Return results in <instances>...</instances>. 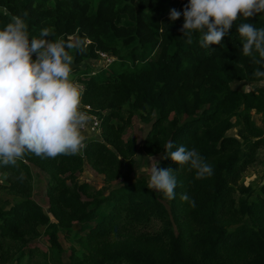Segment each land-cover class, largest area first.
I'll return each mask as SVG.
<instances>
[{"label":"trees","instance_id":"trees-1","mask_svg":"<svg viewBox=\"0 0 264 264\" xmlns=\"http://www.w3.org/2000/svg\"><path fill=\"white\" fill-rule=\"evenodd\" d=\"M187 2L0 0V29L20 16L30 37L40 38L45 28L66 43L77 36L78 47L69 49L73 81L84 88L81 104L100 121L99 138L87 137L75 155L28 152L15 166L0 167V264H29L37 251L30 243L42 234L56 252L62 251L61 234L69 243L68 262L54 264H264V168L258 184L242 182L264 146V129L253 120V112L264 113V86H234L264 82L253 76L259 66L242 54L236 31L243 22L264 27V13L241 17L220 44L202 48L199 33L185 42L183 16L169 20V10ZM99 53L112 61L99 68L86 64L101 60ZM134 115L149 124L141 150L162 155L159 168L174 171L172 200L142 178L130 181L137 143L122 136ZM233 127L237 136L227 134ZM169 141L173 151L195 149L213 174L197 179L189 165L164 158ZM85 162L108 187L119 178L121 184L96 189L80 182ZM32 166L49 175L53 219L33 198ZM152 217L159 230L132 224L148 225Z\"/></svg>","mask_w":264,"mask_h":264},{"label":"clouds","instance_id":"clouds-1","mask_svg":"<svg viewBox=\"0 0 264 264\" xmlns=\"http://www.w3.org/2000/svg\"><path fill=\"white\" fill-rule=\"evenodd\" d=\"M264 13V0H188L182 10H169V20L183 16L180 29L187 44L194 33L201 34L202 48L220 44L241 17ZM26 15V14H25ZM242 38V54L258 65L253 76L264 81V27L243 22L236 27ZM53 32L42 29L40 38L30 37L27 24L12 16L0 29V167L15 166L25 153L41 158L75 155L85 147L83 129L90 117L81 110L82 85L71 79L74 43L52 39ZM254 53H258L257 58ZM33 55L35 59H33ZM165 145L166 155L177 165H189L196 178L213 174L195 149L183 145L174 151ZM171 168H151L147 188L175 198L176 177ZM181 200L195 207L187 194Z\"/></svg>","mask_w":264,"mask_h":264},{"label":"rangeland","instance_id":"rangeland-1","mask_svg":"<svg viewBox=\"0 0 264 264\" xmlns=\"http://www.w3.org/2000/svg\"><path fill=\"white\" fill-rule=\"evenodd\" d=\"M70 43L77 44V36L71 35ZM86 63V61H85ZM105 60H95V61H87L86 64H91L95 66V68H99L101 65H104ZM83 66V64L81 65ZM74 74L71 72V79L73 80ZM78 83V82H76ZM79 84V83H78ZM256 84H262L264 86V82L262 83H246V82H239L234 84L235 88L238 90H248L256 86ZM81 85V84H80ZM90 111V110H89ZM90 113V112H89ZM253 120L257 126H260L264 129V113H254L253 112ZM149 129L148 123H143L138 115H134L130 118V123L123 134V139L132 138L136 140L137 143V151L134 154V166H133V174L131 175L130 181H135L136 179H144L146 183L149 180V175L151 168L156 166L159 168L160 163L163 159L162 155H147L144 153L141 148L140 144L142 143L147 131ZM84 133V132H83ZM86 138L87 137H94L99 138V133L94 132L93 134L89 131L85 132ZM228 135L237 136V127H233L227 131ZM82 150V149H81ZM258 158H264V146H261L258 153ZM256 160L254 164L249 166L246 170L244 177L242 179L243 185H248L251 182H254L255 185L258 184L262 180V169L264 165L260 162V160ZM32 174H33V198L44 207V209L49 213L51 219H53L50 213V202L49 197L46 194L47 183L49 179L48 173L39 168L32 166ZM78 180L80 182H87L91 186L95 187L96 189H100L108 187L106 183V179L102 173L95 171L91 165V163L85 162L83 166V171L78 174ZM122 180L115 179L112 180L109 184L110 188H115L121 184ZM107 189V190H109ZM166 204L168 202L165 201ZM144 222H137L132 221V224H135L140 228L141 231L144 232H152L159 230L160 228V221L154 217L149 220L148 225H143ZM60 241L62 245V251L56 252L49 247V243L47 241V237L45 235H40L36 239H33L30 243V246L36 248L37 251L32 254L29 259V264H54L53 262L59 258H61L64 262H68V256L70 254L69 250V243L66 239H64L63 235L60 236ZM26 259L23 260L25 262Z\"/></svg>","mask_w":264,"mask_h":264},{"label":"built area","instance_id":"built-area-1","mask_svg":"<svg viewBox=\"0 0 264 264\" xmlns=\"http://www.w3.org/2000/svg\"><path fill=\"white\" fill-rule=\"evenodd\" d=\"M99 55L101 60H105L106 63H104V65L112 61V57L105 53H99ZM80 107L81 110L85 111L90 117L89 122L87 123L86 127L83 129L84 134H86L85 132L87 131H89L92 134L97 131L99 132V124H100L99 118L96 115L89 113V110L91 109L90 106L81 104Z\"/></svg>","mask_w":264,"mask_h":264},{"label":"crops","instance_id":"crops-1","mask_svg":"<svg viewBox=\"0 0 264 264\" xmlns=\"http://www.w3.org/2000/svg\"><path fill=\"white\" fill-rule=\"evenodd\" d=\"M260 83H262V82H260ZM259 86H262V84H258ZM257 84H256V86H258ZM84 134V133H83ZM85 135V137L87 136L86 134H84Z\"/></svg>","mask_w":264,"mask_h":264}]
</instances>
